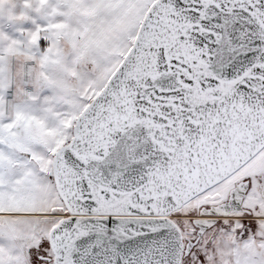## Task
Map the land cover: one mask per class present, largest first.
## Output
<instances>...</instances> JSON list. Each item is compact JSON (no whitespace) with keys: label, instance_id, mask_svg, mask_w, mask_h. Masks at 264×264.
I'll list each match as a JSON object with an SVG mask.
<instances>
[{"label":"snow or ice","instance_id":"snow-or-ice-1","mask_svg":"<svg viewBox=\"0 0 264 264\" xmlns=\"http://www.w3.org/2000/svg\"><path fill=\"white\" fill-rule=\"evenodd\" d=\"M0 264H264V0H0Z\"/></svg>","mask_w":264,"mask_h":264}]
</instances>
